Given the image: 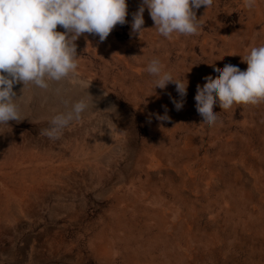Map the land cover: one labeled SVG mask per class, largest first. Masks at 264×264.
Wrapping results in <instances>:
<instances>
[{"label": "rangeland", "instance_id": "374dc122", "mask_svg": "<svg viewBox=\"0 0 264 264\" xmlns=\"http://www.w3.org/2000/svg\"><path fill=\"white\" fill-rule=\"evenodd\" d=\"M141 2L127 0L128 22L105 40L83 33L75 41L87 90L14 85L22 119L0 125V242L12 244L16 227H50L46 252H36L43 264H264V101L217 103L212 126L193 111L213 69L246 70L241 57L264 45V0L251 9L212 0L194 9L196 34L171 38L147 8L146 29L132 32ZM153 58L174 78L185 74L181 110L175 84L154 89ZM88 93L94 105L79 120L58 138L43 134ZM165 106L170 120L160 121ZM72 228L83 235L77 246Z\"/></svg>", "mask_w": 264, "mask_h": 264}, {"label": "clouds", "instance_id": "9594fccd", "mask_svg": "<svg viewBox=\"0 0 264 264\" xmlns=\"http://www.w3.org/2000/svg\"><path fill=\"white\" fill-rule=\"evenodd\" d=\"M243 3L251 9L256 0ZM211 4L212 0H142L132 14L131 30L140 35L146 29L143 25L147 8L161 36L193 35L200 27L194 9ZM127 9V0H0V125L22 119L17 102L21 96L16 98L14 91L16 84L22 83L23 89L31 84L47 90L53 82L67 81L87 90L89 83L78 72L75 41L83 33L105 40L117 24L128 22ZM58 25L64 31H58ZM241 59L247 64L246 70L225 64L221 71L213 69V79L201 81L203 88L195 90L193 111L199 124H215L218 113L213 109L217 103L226 110L235 104L255 105L264 101V45L252 47ZM146 71L154 77V89L175 84L180 99L170 98L176 110H181L188 85L185 74L183 79L174 78L158 58L148 62ZM92 105L93 97L88 93L67 111L55 114L43 134L58 138L70 122L79 120ZM105 118L110 119L108 113ZM156 118L170 120L166 106L165 114H156Z\"/></svg>", "mask_w": 264, "mask_h": 264}, {"label": "crops", "instance_id": "0c3cea01", "mask_svg": "<svg viewBox=\"0 0 264 264\" xmlns=\"http://www.w3.org/2000/svg\"><path fill=\"white\" fill-rule=\"evenodd\" d=\"M35 206H39L38 201L36 203L33 201L32 207ZM18 216L24 219L23 215ZM70 231L69 241L75 246L82 240L83 235L79 233L80 229L72 228ZM15 232L17 236L12 244L0 242V264H43L46 258L40 259L36 252H46L47 245L52 239L51 234L56 232V228L38 227L26 232L23 227H16Z\"/></svg>", "mask_w": 264, "mask_h": 264}, {"label": "bare ground", "instance_id": "6f19581e", "mask_svg": "<svg viewBox=\"0 0 264 264\" xmlns=\"http://www.w3.org/2000/svg\"><path fill=\"white\" fill-rule=\"evenodd\" d=\"M43 183V182H42ZM34 188V187H33Z\"/></svg>", "mask_w": 264, "mask_h": 264}]
</instances>
